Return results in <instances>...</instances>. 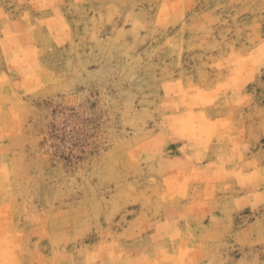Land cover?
<instances>
[{"label": "rangeland", "instance_id": "obj_1", "mask_svg": "<svg viewBox=\"0 0 264 264\" xmlns=\"http://www.w3.org/2000/svg\"><path fill=\"white\" fill-rule=\"evenodd\" d=\"M0 264H264V0H0Z\"/></svg>", "mask_w": 264, "mask_h": 264}]
</instances>
